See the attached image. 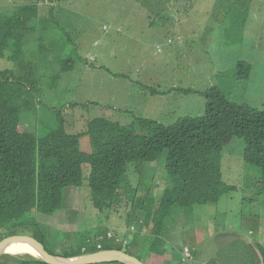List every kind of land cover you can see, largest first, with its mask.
I'll use <instances>...</instances> for the list:
<instances>
[{"label":"rangeland","instance_id":"374dc122","mask_svg":"<svg viewBox=\"0 0 264 264\" xmlns=\"http://www.w3.org/2000/svg\"><path fill=\"white\" fill-rule=\"evenodd\" d=\"M27 1L0 0V26L8 25L11 29L19 31L22 24L19 6ZM90 1L93 4L88 11L90 16L87 17V11L81 9L79 11L82 18L78 21H84V32L88 34H81L79 29L70 34L72 42L80 34L83 37L85 44L77 51L82 58H85L88 52L94 54L96 49L92 45V38L103 36L101 28L107 27L106 21L114 19L116 24L122 26L126 20L133 18L135 10L130 0ZM152 1L153 9L149 10L151 18L155 19V24L161 22L169 27L164 37L168 36L170 41L164 42L165 39L161 35H156L158 41L147 45L153 50L149 61L155 64L154 71H159L160 68L164 71L150 75L154 77L153 82L149 84L151 88L154 89L162 83L164 87H172L175 84L181 89L204 91L212 86L209 83L213 81V85L224 84L229 86L228 90L231 88L227 95L233 103L257 109L264 107V0ZM108 8L113 9L115 14L107 15ZM60 28L63 27L56 25L53 32L59 35ZM178 28H183V32L178 33ZM116 35L111 32L107 36V39H111L112 46L115 43L113 37ZM178 38L183 40L177 41ZM29 39L25 40L27 46L21 58L16 59L9 50L4 52L5 57L0 59V70L10 68L15 75H24V69L28 65L27 73L32 74L34 71L37 75V67L31 66V62L35 61H32L30 56L31 53H36L37 41L30 45L32 41ZM52 56L57 58L58 53L55 52ZM109 60L111 55L107 54L105 61ZM132 61L130 57L129 68H132ZM238 62L251 66L249 77L245 81L234 79ZM102 65L115 70L114 65ZM54 71H58L57 65ZM54 71L51 69L49 73L53 75ZM127 75L130 78L136 76L134 73ZM33 79L35 80V77ZM142 79L145 81V78ZM40 89L42 95L38 99L41 104L36 121L31 123L23 119L21 122V132L27 137H39L45 127L58 122L60 117L55 110L64 106L85 104L71 80L70 73L62 76L54 91L43 87ZM188 95L180 94L182 100L173 96L174 101L167 107L169 110L178 107L175 109L177 112L173 113H152L151 109L147 110L148 99L126 102L103 98L104 102L89 105L91 112H83L72 106L71 111L64 112L62 116L66 121L67 118H74L80 122L87 118L107 117L127 126L133 121L126 114L131 111L136 117L148 118L169 126L179 118H197L203 115L204 98L199 94ZM151 98L152 96L149 100L157 104V109L162 110L164 99ZM81 126L82 123L77 124L70 127L69 131L77 133L82 129ZM224 140L226 144L221 155L222 179L237 190L222 196L215 205H201L190 209L172 207L160 236L166 249L164 256L157 258L149 253V244L154 235L150 233L151 226L142 224L141 215H145L147 211L139 210V206H144L146 210L152 207L151 201L157 200L163 189L172 188L179 181L173 179L168 182L162 168L147 163L128 165V173L122 180V187L127 189L128 194L122 196L124 201L117 211H94L90 201L86 199L89 191L83 189L87 188L85 182L81 188L69 187L64 190V208L60 212L53 216L37 213L33 222L45 226V231H37L44 237L43 243L47 250L56 255H64L83 245L93 247L98 243L94 237L100 235L104 246L121 248L123 252L131 253L145 264H167L169 258L173 264H247L238 255V252L244 253V247L238 240L247 241L252 250L253 242L264 246V197L257 195L260 181L256 169L243 163V141L238 138L229 139L228 136H225ZM80 146L84 151L90 150L87 137L80 139ZM151 166H156L158 170ZM134 167H143V170L139 174ZM121 192L125 193L124 190ZM131 200L136 201L137 205H131ZM59 221H64L65 226H62V223L60 225ZM107 223L112 225L111 237L104 235L105 229L108 228ZM120 233L122 236H119ZM137 234L141 235L138 248L134 242V236ZM114 235L120 242L113 241ZM185 248L191 255L187 262L181 261V253ZM253 252L254 261L261 264L259 253L254 250ZM249 264H252V260H249Z\"/></svg>","mask_w":264,"mask_h":264},{"label":"trees","instance_id":"16d2710c","mask_svg":"<svg viewBox=\"0 0 264 264\" xmlns=\"http://www.w3.org/2000/svg\"><path fill=\"white\" fill-rule=\"evenodd\" d=\"M47 1L53 3L57 0ZM20 13L22 24L19 31L8 25L0 26V59L5 57L6 50L16 59L21 58L27 46L25 40L31 37L30 45L37 41L36 53L30 55L31 60L35 61L31 62V66L37 67V75L34 71L27 73L28 65L24 75H15L10 68L0 70V239L12 232L32 230L45 242L37 230L45 231L46 228L41 223H34L33 217L37 213L53 216L61 211L64 190L69 187L81 188L85 182L87 188L83 189L89 191L86 199L94 211H117L124 201L122 196L128 194L127 189L122 187L128 165L147 163L162 168L168 182L173 179L179 181L172 188L163 189L157 200L151 201L152 207L146 210L144 206H139V210L147 211L141 215L142 224L151 226L150 233L154 235L149 253L161 257L166 249L160 236L172 207L190 209L215 205L222 196L237 190L222 179L221 155L226 144L225 136L243 141V163L256 169L260 181L257 195L264 197V107L257 109L233 103L227 95L231 88L228 90L229 86L224 84L213 85V81L209 83L212 86L204 91L181 88L158 91L148 85L142 86L148 100L150 96H162L172 91L201 95L205 100L204 112L197 118H179L169 126L136 117L131 111L126 114L133 121L127 126L107 117L87 118L82 122L63 118V113L71 111L72 106L88 113L91 112L89 105H96L85 103L55 110L60 117L58 122L45 127L39 137L25 136L21 132V122L23 119L31 123L36 121L41 104L38 99L42 95L40 88L54 91L63 75L70 73L72 78L71 72L87 62L77 54L78 47L66 30L60 28L59 35L53 32L58 24L52 20V16H48V19L43 15L39 17L36 39L34 16L22 8ZM31 24L32 28H29ZM55 52L58 53L57 58L52 56ZM56 65L58 71H54ZM51 69L53 75L49 73ZM250 70L249 64L238 62L234 79L247 80ZM80 123L82 129L79 132L69 131L70 127ZM83 137L88 139L89 151L81 149L80 139ZM134 168L139 174L143 170V167ZM151 168L158 170L156 166ZM131 205H137V202L131 200ZM238 241L244 247V253L238 252L240 259L247 264L249 260L256 264L250 244ZM255 244L259 249L261 264H264V246ZM83 247V252L78 247L67 254L56 255L45 246L50 255L60 258L98 251L97 244ZM101 249L122 251L121 248L108 246ZM171 261L167 260V264H172ZM0 264L45 263L29 254H4Z\"/></svg>","mask_w":264,"mask_h":264},{"label":"crops","instance_id":"0c3cea01","mask_svg":"<svg viewBox=\"0 0 264 264\" xmlns=\"http://www.w3.org/2000/svg\"><path fill=\"white\" fill-rule=\"evenodd\" d=\"M130 1L135 7L133 18L126 20L122 26L119 23L116 24L114 19L106 21L107 27H105V29L101 28V32L104 33L103 36L92 38V45H94V49H96L94 50V54L88 52L85 57L87 64L81 65L71 72L73 75L71 79L75 83L76 88L79 90L85 103L100 104L104 102L102 101L103 98L126 102L129 100L134 101L135 99L145 101L148 97L145 95L142 86H149V84L153 82L154 77H151L150 75L164 72L162 68H160L159 71H154L155 64H153L152 61H149V56L150 58L153 56V50L147 45L154 44L158 41L156 35H161L163 39H165L163 40L164 42H169V37H164L165 32L169 31V27L164 26L161 22L155 24V19L151 18L149 10L153 9L154 1ZM92 5L93 4L90 0H57L53 3H49L47 0H28L26 4L19 6V8H22L23 11L28 10V12L34 16V26L36 28L35 35L37 39L38 19L42 15L47 19L52 16V20H54L59 26L61 25L69 34L78 29L81 31V34H88L84 32V21L78 23L79 19L82 18V13L79 10L85 9L87 11V17H89L90 15L88 14V11L91 9ZM106 13L107 15L115 14L114 10L111 8L106 9ZM29 28H32V24ZM176 31L182 33L183 28H178ZM111 32L117 34L113 37V40L115 41L114 46L110 43L111 39H107V36ZM81 34L74 39V43L77 45L78 50L85 44ZM181 39L182 38H178L177 41H181ZM124 49L126 52H123ZM147 50H149V52H147ZM107 54L111 55V60L109 61H105ZM128 57L129 60H127ZM130 57L133 60L131 64L132 68H129ZM137 58L140 60L135 61L134 59ZM102 64L114 65L115 70H111ZM128 73H134L136 76L130 78L127 75ZM142 78H145V81H142ZM155 88H157L158 91H167L169 89H176L177 87L175 84L172 87H164L163 84L160 83ZM193 95L196 94L191 93L188 96ZM173 96L182 100L180 94L175 91L162 94V96H154L151 99H157L155 97H161L164 99L162 110L159 111L156 106L157 104L151 102L152 100L146 102L147 110L151 109L152 113L177 112L175 109H178V107L171 110L167 108L169 104L174 101ZM63 208L64 206L62 209ZM61 223L62 226H65L64 221L60 222V225ZM106 226L108 228L105 229L106 232L104 235L111 237L113 234L111 233L112 229L110 226L112 225L107 223ZM119 236H122L121 233ZM140 236V234L134 236V242L136 243L137 248ZM95 238L94 240L98 241L97 246H104L103 243L100 242V235H96ZM117 240V236H115L113 241L118 242ZM80 251L83 252L84 247L82 249L81 246ZM181 254V257L183 258V253ZM169 260L171 259L169 258Z\"/></svg>","mask_w":264,"mask_h":264},{"label":"water","instance_id":"95a60500","mask_svg":"<svg viewBox=\"0 0 264 264\" xmlns=\"http://www.w3.org/2000/svg\"><path fill=\"white\" fill-rule=\"evenodd\" d=\"M20 239L30 241L38 253L37 257L45 264H104V263L145 264L142 261H140L138 258L129 255L121 250H101L94 253L83 254L71 258L55 257L47 252L40 235L32 230L12 232L3 236L0 239V261H1V257L4 254H6L8 245L11 242ZM253 246H254L253 250L259 253V249L256 247L255 243Z\"/></svg>","mask_w":264,"mask_h":264},{"label":"bare ground","instance_id":"6f19581e","mask_svg":"<svg viewBox=\"0 0 264 264\" xmlns=\"http://www.w3.org/2000/svg\"><path fill=\"white\" fill-rule=\"evenodd\" d=\"M6 254H11V255L29 254L34 257H37L38 255L32 243L24 239L11 242L7 247Z\"/></svg>","mask_w":264,"mask_h":264},{"label":"built area","instance_id":"2783aa9c","mask_svg":"<svg viewBox=\"0 0 264 264\" xmlns=\"http://www.w3.org/2000/svg\"><path fill=\"white\" fill-rule=\"evenodd\" d=\"M183 259L184 260H189L190 259V254H189L187 249H184V251H183Z\"/></svg>","mask_w":264,"mask_h":264},{"label":"clouds","instance_id":"9594fccd","mask_svg":"<svg viewBox=\"0 0 264 264\" xmlns=\"http://www.w3.org/2000/svg\"><path fill=\"white\" fill-rule=\"evenodd\" d=\"M117 239H118V238H117ZM117 241L120 242V239H118ZM254 243H255V242H254ZM97 249H98L99 251H101V246H99V247L97 246ZM185 249H186V248H185ZM187 250H188V249H187ZM183 251H184V250H183ZM183 251H182V253H183ZM190 258H191V255H190ZM182 260H183L184 262H187V261H189L190 259H189V260H184V259L182 258Z\"/></svg>","mask_w":264,"mask_h":264}]
</instances>
